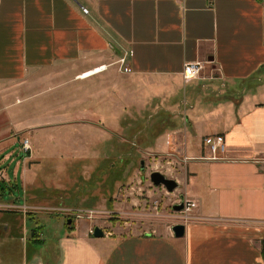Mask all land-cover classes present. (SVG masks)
Masks as SVG:
<instances>
[{"label":"crops","instance_id":"0c3cea01","mask_svg":"<svg viewBox=\"0 0 264 264\" xmlns=\"http://www.w3.org/2000/svg\"><path fill=\"white\" fill-rule=\"evenodd\" d=\"M124 57L131 72L111 66ZM196 63L204 69L187 82L185 65ZM41 79L47 89L77 83L83 96L76 119L45 126L105 129L102 110L141 107L149 95L179 110L182 121L157 138L196 207L182 238L60 231L31 264H264V0H0V95ZM214 83L222 89H200ZM42 127L20 121L13 133ZM217 135L225 152L213 155L204 139Z\"/></svg>","mask_w":264,"mask_h":264},{"label":"rangeland","instance_id":"374dc122","mask_svg":"<svg viewBox=\"0 0 264 264\" xmlns=\"http://www.w3.org/2000/svg\"><path fill=\"white\" fill-rule=\"evenodd\" d=\"M116 65L121 67L119 62L111 64ZM63 82L56 79L54 88L47 89L48 82L41 79L34 88L0 95V264H31L40 249L55 248L50 238L60 231L92 237L99 227L113 238L161 236L186 215L184 209H174L184 205L177 181L179 162L172 156L161 160V138H157L161 130L182 121L179 110L166 112L163 97L149 95L147 105L137 107L132 102L116 113L98 112L108 119L105 129L45 126L74 120L83 107L76 105L83 100L77 83L71 91ZM220 86L202 84L200 89L208 88L207 94L221 90ZM87 98L93 109L96 96ZM177 99L183 104L186 98H171ZM20 121L44 127L13 133ZM25 140L31 153L23 150ZM154 172L175 180L178 188L169 192L155 186L150 178ZM70 219L72 225L67 223Z\"/></svg>","mask_w":264,"mask_h":264},{"label":"built area","instance_id":"2783aa9c","mask_svg":"<svg viewBox=\"0 0 264 264\" xmlns=\"http://www.w3.org/2000/svg\"><path fill=\"white\" fill-rule=\"evenodd\" d=\"M83 12L85 14H88L87 9H83ZM119 64L121 65L120 70L124 72H131V70L126 66V58H122L119 61ZM103 67L98 68L94 70V72H98L102 70ZM204 69L203 65L201 63H196V64H186L185 68L183 70V76L184 79L189 82L192 81L193 79H197L200 77V73ZM82 76H85L82 75ZM204 145L209 148L210 152L213 155H217L218 153H224L225 152V138L224 136L217 135V136H211L207 137L204 139ZM23 150L26 153H31L32 147L30 145L29 140H25L23 142ZM196 207V204L190 200H185L184 201V213H188L192 208Z\"/></svg>","mask_w":264,"mask_h":264},{"label":"water","instance_id":"95a60500","mask_svg":"<svg viewBox=\"0 0 264 264\" xmlns=\"http://www.w3.org/2000/svg\"><path fill=\"white\" fill-rule=\"evenodd\" d=\"M144 169H145L144 163L142 162V170L144 171ZM150 178L155 186H158V187L163 186L169 192H173L178 188V183L175 180L169 179L165 175L159 172L152 173ZM174 209L177 211H182L184 209V205L183 204L177 205L174 207ZM67 223L68 225H72L73 220L70 219L68 220ZM185 229L186 228L184 225H176L172 228V232L176 238H182L185 236ZM93 236L97 239H101V238H105L106 234L102 229H100L99 227H96L93 232Z\"/></svg>","mask_w":264,"mask_h":264},{"label":"bare ground","instance_id":"6f19581e","mask_svg":"<svg viewBox=\"0 0 264 264\" xmlns=\"http://www.w3.org/2000/svg\"><path fill=\"white\" fill-rule=\"evenodd\" d=\"M88 74H90V75H93V74H95V73H94V71H93V72H91V73H88Z\"/></svg>","mask_w":264,"mask_h":264}]
</instances>
